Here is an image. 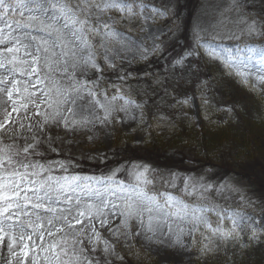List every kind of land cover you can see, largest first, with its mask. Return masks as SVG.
Segmentation results:
<instances>
[{
  "label": "rangeland",
  "instance_id": "374dc122",
  "mask_svg": "<svg viewBox=\"0 0 264 264\" xmlns=\"http://www.w3.org/2000/svg\"><path fill=\"white\" fill-rule=\"evenodd\" d=\"M144 3L148 9L157 10L155 14L146 11L145 15H152V19L147 23L136 22L131 32L118 29L136 44L130 49L112 44L116 54L109 58L115 61V67L98 61L104 68L102 82L109 92L119 88V95L140 107L127 106L126 112L114 113L106 125L94 122L68 129L51 120L44 123L46 105H40L41 115L35 114L31 103L27 110L21 108L22 101H18L13 111L11 101L0 95V143L19 148L35 144L42 153L36 159L68 162L69 172L86 176H106L113 169H121L117 178L127 179L126 170L133 165L147 166L154 183L149 188L154 191L179 194L185 177H202L213 186L208 195L218 204L252 217L242 226L238 241L264 238V83L255 76H249L245 83L242 78L227 74L220 61L196 47L198 36L218 50L231 49L234 56H246V45L264 47V43H257L264 33H241L244 25L240 23L241 20L264 23V0H144ZM237 49L241 51L238 53ZM194 51L198 54H189ZM76 75L92 80L100 73L91 68H77ZM38 97L39 93L32 99ZM173 123H180L181 132L193 130L194 126L205 134L210 143L208 154L217 156L216 159H206L203 155L206 150L196 145L186 147L182 141L173 140L177 139L178 130L171 134L172 139L166 137L168 144L159 152L154 151L152 144H146L156 127L162 133L169 131ZM171 174L176 177L175 188L165 183ZM222 186L217 193L215 190ZM210 218L216 219L211 215ZM107 219L109 222L104 225L93 218L91 225L85 219L74 226L88 235L90 228H94L101 241L115 246L106 253L104 243L99 242L93 252L85 239L86 255L99 264H224L227 255L235 252L231 250L232 240L222 244L214 238L215 251L206 256L201 245L207 241L200 232H190L192 225L180 221L172 223L171 233L165 227V235L158 232L148 240L150 233L141 231L135 235L140 230L135 221L130 229H120L131 235H113L111 230L120 224L121 218ZM247 225L257 229L256 238L249 239L252 227ZM225 226L231 227L230 222L226 220ZM181 228L185 233L180 232ZM66 233L70 234L71 243L74 233L67 227L53 236L45 235L43 241L34 236L33 241L38 246L59 243ZM178 235L180 242L176 241ZM18 258L24 259L22 255ZM9 260L16 264L17 258L6 250L0 251V264Z\"/></svg>",
  "mask_w": 264,
  "mask_h": 264
},
{
  "label": "snow or ice",
  "instance_id": "6c2138e0",
  "mask_svg": "<svg viewBox=\"0 0 264 264\" xmlns=\"http://www.w3.org/2000/svg\"><path fill=\"white\" fill-rule=\"evenodd\" d=\"M146 11L157 12L155 8L148 9L144 0H0V95L11 101L13 111L18 101H22L20 107L25 110L33 104L36 115H41L40 105H46L44 123L51 120L68 129L94 122L106 125L114 113L126 112L127 106L140 107L119 95V88L109 92L102 82L104 68L98 61L115 67V61L109 58L116 54L112 44H120L122 49L136 44L118 29L131 32L136 22L147 23L152 15H145ZM240 23L244 25L241 33H264V23ZM202 41L198 36L196 47L220 61L227 74H234L245 83L249 76H255L264 83V47L246 45V56H234L231 49L218 50ZM77 68H91L100 76L82 79L76 75ZM37 93L39 97L32 99ZM38 156L42 157V153L35 144L19 148L0 143V251L6 250L17 258L16 264H99L86 255L85 239L93 252L99 242L104 243L106 253L115 246L101 241L94 228H90L91 235L84 229H75L85 219L88 225L93 218L104 225L109 222L108 216L120 217V224L111 230L116 236L131 235L120 229H130L135 221L140 225L135 235L141 231L150 233L148 240L158 232L165 235V227L171 233L172 223L180 221L192 225L190 232H200L207 241L201 245L205 254L215 251L214 238L222 244L238 241L242 226L252 219L212 199L208 193L213 186L202 177H185L179 194H173L149 188L153 180L147 166L133 165L126 170L127 179L117 178L121 169L94 177L69 172L68 162L36 159ZM165 183L175 188V174ZM222 188L215 191L219 193ZM226 220L231 227L225 226ZM65 227L74 233L71 243L69 233L59 243L49 242L46 246L33 241L34 236L43 241L45 235L53 236ZM180 232L185 233V229ZM256 233L252 227L249 239L256 238ZM176 241L180 242L179 235ZM193 243H197L195 236ZM20 255L24 259H19Z\"/></svg>",
  "mask_w": 264,
  "mask_h": 264
},
{
  "label": "trees",
  "instance_id": "16d2710c",
  "mask_svg": "<svg viewBox=\"0 0 264 264\" xmlns=\"http://www.w3.org/2000/svg\"><path fill=\"white\" fill-rule=\"evenodd\" d=\"M179 127H181L180 124H174L173 126H171V129L169 131L167 130L166 132H162V133H158L159 128L156 127L151 133L152 136L147 139L146 144L148 145L152 144V146H154V151L159 152V150L163 146H166L168 144L166 141V137L172 139L174 136H171V134H174V132L178 130L179 132L176 135L177 139H173V140L182 141L183 143L186 144V147L187 146L191 147L190 145L192 146L196 145L197 148L203 149V151L206 150V152L203 153V155L205 154L206 159L209 158L212 161L216 159L217 156H212L208 154V149H209L208 147L210 143L208 142V138L205 134L198 132L199 130L196 129L194 126H192L193 130H184L183 132L180 131ZM219 140H221V138ZM176 163L177 161H175V164ZM259 248L263 251L262 253H258V251H253L255 250V248L251 246V243L244 245V247H241V244H237L236 246L231 248V250H234L235 252L232 253L231 251L225 258L223 263L224 264L226 263L264 264V245L260 246Z\"/></svg>",
  "mask_w": 264,
  "mask_h": 264
}]
</instances>
